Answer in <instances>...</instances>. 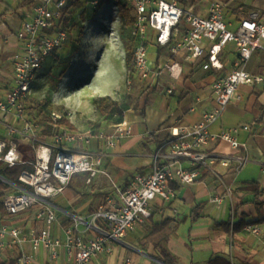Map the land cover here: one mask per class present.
I'll return each instance as SVG.
<instances>
[{
  "label": "built area",
  "instance_id": "built-area-1",
  "mask_svg": "<svg viewBox=\"0 0 264 264\" xmlns=\"http://www.w3.org/2000/svg\"><path fill=\"white\" fill-rule=\"evenodd\" d=\"M79 0H38L30 19L23 24L16 37L19 49L12 59L13 78L4 96H0V180L9 186L4 198L9 218L39 207L36 219L40 228L25 234L20 226H12L0 218V255H14L16 264H34V257L23 249L44 248L52 260H58L63 242L54 239L52 227L57 217L46 200L63 194L76 174H88V183L100 174L108 156L106 150L115 149L133 136L132 125L126 119L111 130H73L61 118L52 116L42 120L27 107L35 83L47 59L60 52L69 40L66 11ZM110 5L111 12L121 18V6L130 9L134 23L130 28L133 51V73L142 81L156 79L160 72L149 60V33H155L156 44L172 55L184 54V60L205 71L220 70L225 47L234 44L237 57L231 73L213 84L214 108L205 111L199 123L187 129H171L169 138L153 156L152 172L136 174L126 189L115 187L99 209L86 220L73 218L65 230L68 264H91L99 256L109 253L115 241L152 216V204L159 199L162 206H171L178 198V188L194 185L201 173L215 172L218 166L241 170L249 162L245 145L238 140L239 129L212 133L210 127L220 121L229 104L240 101L242 86L261 87L264 95V75L249 72V65L257 52L264 54V9L241 18L232 27L225 16V6L212 2L206 17L196 14L174 0H92L94 6ZM178 64L166 66L173 71ZM128 78L127 86H132ZM172 94V91H169ZM249 131L250 127H243ZM210 141L228 143L234 153L209 152ZM26 148V150H25ZM33 155L32 160L26 154ZM24 167L14 184L3 176L4 169ZM215 203L223 198L215 197ZM235 219V207H231ZM96 235L85 238L80 227ZM259 234L258 228H250Z\"/></svg>",
  "mask_w": 264,
  "mask_h": 264
},
{
  "label": "crops",
  "instance_id": "crops-1",
  "mask_svg": "<svg viewBox=\"0 0 264 264\" xmlns=\"http://www.w3.org/2000/svg\"><path fill=\"white\" fill-rule=\"evenodd\" d=\"M37 2L0 0V96L5 95L12 82V59L19 49L16 35L30 19ZM212 2L225 6V16L232 27H236L241 18L264 9V0L255 1L251 9L242 0H199L193 5V11L206 17ZM148 52L151 65L160 74L150 81L135 78L143 88V96L137 107L123 110L124 115L120 116V121L126 119L132 125L133 136L115 149L105 151L108 156L102 169L106 174L97 175L91 183H88L89 176L85 180L77 178L74 183L71 180L63 194L46 200L57 217L52 227L53 237L63 244L58 250V260H52L47 249L36 252L31 246L23 245L24 251L33 255L34 264L69 263L65 230L73 224V218L81 216L90 220L115 187L126 189L134 175L150 174L153 156L166 143L170 130L192 127L201 121L205 111L214 108L213 84L232 72L237 57L235 45L229 44L221 55L222 69L205 71L186 62L184 54L175 56L168 49L158 46L153 32L149 33ZM112 59H115L113 55ZM110 63L114 65L113 61ZM175 63L178 67L174 69L173 77L166 66ZM248 70L252 74L264 75L263 53L257 52L253 56ZM115 91L113 82L109 95L100 96L117 101ZM239 94L241 100L229 104L220 121L213 124L210 130L216 134L239 129L238 140L245 145L241 153L246 152L250 162L239 171L221 166L214 173L203 171L194 185L177 189L178 198L171 206L164 207L157 199L152 204L149 219L123 240L113 242L110 252L99 256L91 264H167L161 248L147 241L153 226L167 220L174 233L164 247L171 256L172 264H209L216 257L225 258L232 264H264V221L258 223L264 218V197L261 198L263 207L259 213L253 203L254 195L242 191L251 183H259L264 189V95L261 87L247 86H242ZM245 126H249L250 130L244 131ZM112 128L104 125L103 129ZM205 149L224 155L234 153L232 147L222 141H210ZM215 197L223 198V202H213ZM243 201L248 202L239 211L244 219L239 216L233 220L232 205L236 208ZM195 210L198 217L194 214ZM38 211L39 207H36L17 217L6 215L3 220L9 225L22 227L27 234L41 227L36 219ZM241 220L244 226L238 225L235 231L233 225ZM228 222L231 224L228 230L219 225ZM250 228H258L259 234H254ZM80 230L85 238L96 235L84 226ZM16 263L14 255L1 253L0 264Z\"/></svg>",
  "mask_w": 264,
  "mask_h": 264
},
{
  "label": "rangeland",
  "instance_id": "rangeland-1",
  "mask_svg": "<svg viewBox=\"0 0 264 264\" xmlns=\"http://www.w3.org/2000/svg\"><path fill=\"white\" fill-rule=\"evenodd\" d=\"M242 1L251 9L255 1L261 0ZM184 6L194 10L191 4ZM67 27L69 40L60 52L47 59L28 101V110L42 120L59 117L73 130L114 127L121 115L101 116L94 100L109 95L113 82L114 97L123 110L137 107L144 93L136 77L125 70L126 52L132 45L130 28L123 25L121 18L114 17L110 5L94 6L92 0H79L68 14ZM128 78L133 82L130 88ZM26 159H33L32 151ZM87 176L76 174L73 183ZM5 216L6 213L0 214L2 219Z\"/></svg>",
  "mask_w": 264,
  "mask_h": 264
},
{
  "label": "trees",
  "instance_id": "trees-1",
  "mask_svg": "<svg viewBox=\"0 0 264 264\" xmlns=\"http://www.w3.org/2000/svg\"><path fill=\"white\" fill-rule=\"evenodd\" d=\"M199 0H180V4L182 5H188L191 4V6H193L195 3H197ZM79 5V1H76L73 5V7H77ZM72 7V8H73ZM67 14H69V9L66 11ZM121 19H122V23L125 27L131 28V26L134 23V18L131 15L130 9H128L127 6L122 5L121 6ZM65 25H68V19L65 21ZM132 42V39H131ZM133 44V42H132ZM132 50V45L131 48L127 50L126 52V68L127 71L130 73V75L133 73V67H132V61H133V51ZM72 58L69 57V59ZM94 105L96 106V108L98 109V111L100 112L101 116L103 117H108L110 115H114V114H119L121 116L124 115V111L123 109L120 107L119 103L115 100H113L110 97H98L94 100ZM24 169V167H15L12 169H4L3 171V176L9 180L10 182L14 183V184H18V177L20 175V173L22 172V170ZM7 189H9V186L6 185L5 183H3L0 180V214L6 213V209L4 206V198L6 196V191ZM243 192H245L246 194H253L254 195V205L257 208V211L259 213H261V209L263 207V203L261 202V198L264 197V189H262L261 185L259 183H251L249 185H246L243 189ZM248 202H242L241 204H238L235 208V218H238L239 216H241L240 214V208L242 206H244L245 204H247ZM196 210L194 211L195 216H199L196 214ZM242 219L243 216H241ZM264 218H261L258 220V223L263 222ZM221 227L225 228L226 230L229 229V227L231 226L230 222L228 223H220L219 224ZM238 225L244 226L243 221L241 220L238 224H234L233 225V229L236 231V229H238ZM174 230L171 229L170 227V221L167 220L164 223H160V224H155L153 226V231L150 234V236L147 238L148 242L153 243L156 247L161 248L162 254L165 257V262L167 264H172L170 262L171 256L168 253V251L166 250V248L164 247V244L168 241V239L173 235ZM209 264H232L230 261H228L225 258L222 257H216L213 260H211L209 262Z\"/></svg>",
  "mask_w": 264,
  "mask_h": 264
}]
</instances>
